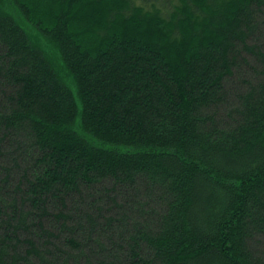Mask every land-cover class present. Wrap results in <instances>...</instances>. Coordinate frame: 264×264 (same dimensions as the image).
Here are the masks:
<instances>
[{"label": "trees", "instance_id": "obj_1", "mask_svg": "<svg viewBox=\"0 0 264 264\" xmlns=\"http://www.w3.org/2000/svg\"><path fill=\"white\" fill-rule=\"evenodd\" d=\"M0 264H264V0H0Z\"/></svg>", "mask_w": 264, "mask_h": 264}]
</instances>
